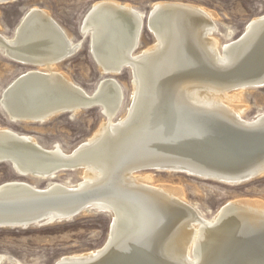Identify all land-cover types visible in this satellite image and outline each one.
<instances>
[{
    "label": "bare ground",
    "instance_id": "bare-ground-1",
    "mask_svg": "<svg viewBox=\"0 0 264 264\" xmlns=\"http://www.w3.org/2000/svg\"><path fill=\"white\" fill-rule=\"evenodd\" d=\"M90 9L80 30L89 38V51L100 71L115 76L128 68L131 73L130 102L121 117L115 118L123 95L115 77L104 75L88 93L57 70L83 42L73 40L46 10L32 6L12 36L0 32V49L7 58L35 65L1 92L0 106L10 122L41 124L65 113L74 116L84 110L81 103L88 102H79L80 93L93 97L104 115L94 134L69 152L57 143L44 147L30 134L0 127V162L9 160L3 163L15 174L42 180L64 171L83 174L77 183L65 179L43 188L19 179L4 181L0 228L41 227L98 211L111 216L103 245L63 255L53 264H125L129 253L140 251L155 254L162 264H214L216 251L239 223L264 227L263 201L230 200L206 218L179 188L155 185L150 173L139 175L143 170L135 169L152 164L175 172L168 168L174 167L171 164H155L151 158L199 153L206 163L224 169L199 178L238 185L251 180L247 176L254 171L264 175V156L248 159L253 154L234 150L230 139L208 137L194 122V115L224 116L243 130L264 129V112L244 119V109L234 104L248 88L245 85L264 83V13L250 19L241 35L221 43L211 11L191 3L155 2L146 17L154 42L137 51L143 13L117 0H98ZM232 34L228 30L222 37ZM247 62L251 69L243 70L260 77L240 81L238 77L248 78L239 71ZM162 124L168 131L160 135ZM192 144L189 154L179 153ZM29 193L37 195L31 198ZM41 197L46 199L31 204ZM4 262L23 264L0 253V264Z\"/></svg>",
    "mask_w": 264,
    "mask_h": 264
},
{
    "label": "rangeland",
    "instance_id": "rangeland-1",
    "mask_svg": "<svg viewBox=\"0 0 264 264\" xmlns=\"http://www.w3.org/2000/svg\"><path fill=\"white\" fill-rule=\"evenodd\" d=\"M98 0H17L0 5V32L12 36L14 30L32 6L46 10L61 25L73 40L82 39L81 47L69 58L60 62L57 70L64 73L72 82L93 92L98 81L104 77L94 61L90 49L89 38L83 37L80 24L93 3ZM131 4L143 13L142 33L139 50L150 46L154 37L146 27V17L155 2L166 0H117ZM169 2H184L203 7L214 14L217 25V36L220 42L235 39L244 30L246 23L264 13V0H167ZM143 26V25H142ZM232 30L230 38L222 37L223 33ZM32 68L7 58L0 49V95L2 90L18 74ZM113 76V75H109ZM122 87V105L115 118L121 117L131 96V73L124 68L113 76ZM235 105L244 109L242 117L252 119L259 112H264V87L244 89L235 101ZM104 115L101 108L84 109L72 116L65 113L54 116L44 123L10 122L0 106V127H8L18 133L30 134L44 147L59 144L65 152L71 151L80 142L91 137ZM151 174L152 183L167 184L177 187L183 197L195 204L210 218L218 208L227 201L241 198L262 200L264 203V175L238 185H229L216 180H207L189 176L184 173L157 172L143 170L139 175ZM82 170L64 171L56 178L34 179L29 176L20 177L12 170L9 163H0V184L8 180H24L43 188L54 181L69 179L77 183L82 179ZM109 215V214H108ZM107 213L89 211L75 216L70 221L53 223L28 229H0V253L10 255L23 264H53L63 255L81 253L99 248L106 240L111 216ZM2 264H9L4 262Z\"/></svg>",
    "mask_w": 264,
    "mask_h": 264
},
{
    "label": "water",
    "instance_id": "water-1",
    "mask_svg": "<svg viewBox=\"0 0 264 264\" xmlns=\"http://www.w3.org/2000/svg\"><path fill=\"white\" fill-rule=\"evenodd\" d=\"M17 0H0V5L1 4H8L15 2ZM93 10V9H92ZM91 11V9H90ZM89 13V12H88ZM51 27V24H49ZM147 27V24L145 25ZM144 27V24L142 28ZM179 51V50H178ZM248 62L241 65L239 68V71L241 70L242 75H248V78H241L238 77V79H242L240 81H247V80H253L255 77H260V74L256 73H251L247 70H243V68L251 69L248 66ZM24 65L32 66L33 63L27 62ZM239 67L240 64H236L234 66ZM237 67V68H238ZM242 68V69H241ZM123 70V69H122ZM120 70V71H122ZM250 73V74H249ZM205 74V73H202ZM104 75H110L109 73H104ZM229 75H227L228 77ZM223 77V78H227ZM247 77V76H245ZM231 78V77H230ZM264 83L261 84H252L249 83L245 85L248 88H259L264 86ZM78 100L79 102L82 101H88L81 103V109H91L94 107H99V103L97 101H93V97L87 96L85 93L78 94ZM20 108V107H19ZM21 109V108H20ZM69 111V110H65ZM194 122L197 124V126L200 128L201 132H206V135L212 139H230L234 142H231L234 144V150H239V151H246L248 155L253 154L251 158L248 159H257L259 157L264 156V129L260 128H252L249 130H243L241 127L237 126L236 124L230 122L227 120L226 117L224 116H219L218 118H213V117H200L197 115H194ZM197 116V117H196ZM163 118H166V115H164ZM217 119V121H216ZM189 121V120H188ZM163 126L160 125L161 127V133L160 135L164 134L167 132L168 128L166 125L162 124ZM173 127V126H172ZM158 130V132L160 131ZM184 140V139H183ZM182 141V140H180ZM178 141V142H180ZM206 141V140H205ZM208 142V141H207ZM230 142V141H229ZM235 144H237L235 148ZM194 147V145H188L183 148H181V151L179 153H190L191 149ZM194 150V149H192ZM210 152H213L210 150ZM213 154V153H212ZM240 154V153H239ZM238 154V155H239ZM198 157L194 156L192 153L190 156L188 155H183V157H173V156H164V157H155L153 156L150 161H154L152 163L155 164H171L174 167H168L171 168L172 171L175 172H186L189 174V176H194V177H199L203 176V173L208 172L211 173L213 171L216 172H223L224 169H221V167H213L209 163H206L207 160L206 158L198 153ZM214 155V154H213ZM245 161V160H243ZM3 162H10L9 160H1L0 163ZM150 163V162H146ZM160 165H152V164H143L137 169L136 171L140 170H152V171H157V172H164L165 167H160ZM212 170V171H211ZM227 174H237L235 171H228L226 172ZM20 177H24L23 175H19ZM261 175L260 171H254L253 173L249 174L247 177H250V179H254L259 177ZM246 177V178H247ZM245 179V178H244ZM249 180V179H245ZM250 181V180H249ZM248 182V181H247ZM16 192V191H13ZM28 197L34 198V195L36 196L37 193H29L27 194ZM40 196V194H39ZM47 197V196H46ZM46 198L41 197L38 200L31 201V204H36L38 202H43ZM51 199V198H49ZM48 200V199H47ZM76 215V214H75ZM73 214V216H75ZM108 215V214H107ZM110 216V215H108ZM239 223L237 227L233 228L230 232V235L222 242V246L219 247L220 249L216 251L215 257H216V262L214 264H227L228 260L230 259L229 263L230 264H264V227L259 226L258 228H251L248 226V224L244 223ZM42 224H46L45 221L41 222ZM15 228V227H14ZM1 229V228H0ZM26 229V228H23ZM138 252V251H137ZM130 255L128 263L125 264H151L150 262V257L154 258L156 257L155 254H152L147 256L145 252L140 251L139 253H132L128 254ZM128 255L125 256L128 259ZM213 255V254H212ZM211 255V256H212ZM155 264H162L160 263L159 259L156 258L154 260ZM228 263V264H229Z\"/></svg>",
    "mask_w": 264,
    "mask_h": 264
}]
</instances>
